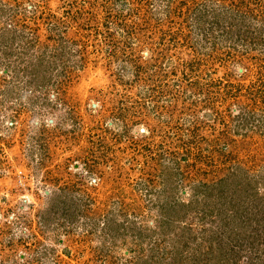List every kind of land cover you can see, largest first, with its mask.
<instances>
[{
	"label": "rangeland",
	"instance_id": "rangeland-1",
	"mask_svg": "<svg viewBox=\"0 0 264 264\" xmlns=\"http://www.w3.org/2000/svg\"><path fill=\"white\" fill-rule=\"evenodd\" d=\"M169 3L0 0V264H264V0Z\"/></svg>",
	"mask_w": 264,
	"mask_h": 264
},
{
	"label": "trees",
	"instance_id": "trees-1",
	"mask_svg": "<svg viewBox=\"0 0 264 264\" xmlns=\"http://www.w3.org/2000/svg\"><path fill=\"white\" fill-rule=\"evenodd\" d=\"M172 1H174V0H171V3L168 4V6H167L168 9H170V5L172 4ZM251 7L252 6L247 7L246 13L243 12L241 14V17L243 16V17L247 18V15H248V19L257 20V22H259L261 24V25H258L259 28L261 29V27H262V30H264V24H263L264 17H257V15H250L251 14L250 12L252 10ZM11 10H13V12L8 13L9 18H7L6 25H4V27H3L4 30L3 29L0 30V53H4L3 54L4 56H7V55L16 56L18 61H7L8 67L11 66V68H3V69H5V71H2L3 75L0 74V79L5 81L6 78H8V77L11 79V78H18L19 76H22L24 78L29 77L33 81L39 77L43 78V80L45 78H47V76H49V78H50L53 75V73L51 71L54 69V68H50V66L53 67L56 63V61H54V59H51V57L52 56L54 57V55H56L58 57L57 49H55L54 47L51 46L53 48L54 52L49 54V55H46V56H49L48 58L44 55V53H39L38 54L39 58H37L38 61H19V57H21V59H23V58H25V56H24L25 54H27L28 52L29 53L31 52L30 50L35 47V43H36L37 39L33 38L30 34L28 35L24 32L25 27L23 25H21L19 17H17V15H18L17 13L19 12L18 9L11 8L10 11ZM32 10H36V7L35 6H34V8L32 7ZM258 10H263V8L260 7V5H259ZM166 15H168V10H167ZM217 20H219V19H217ZM215 21H216V18H215ZM216 22H218V21H216ZM219 22L221 23V28H223L225 26V20L222 19L221 21L219 20ZM49 23H50L49 29H53V30L56 29L57 25H55V23H52V22H49ZM251 25H253V23H251ZM250 27L251 26L249 25V27H247V28H250ZM237 31L239 33L242 32L241 28H238ZM16 37H19V38L21 37L20 41L21 42L24 41L28 44V45L26 44V45L22 46V49H28V50H25L27 53H25L24 55L23 54L19 55V51H18V57L14 53V52L17 53V48H18V46L15 45V43H14L17 39ZM51 41L52 40H47L48 43ZM7 43H9V46H6ZM1 45H3L4 48H2ZM47 48H48V45H47ZM39 49H40V47H39ZM61 65H62L61 66L62 71L60 74H63V76L69 75V78H70L71 71H67L68 65H66L64 61ZM41 68H43V69H41ZM49 70H50V72H49ZM221 170L222 169H219V171H221ZM159 172L161 175L163 174V177L165 176V174L166 175L168 174V176L171 177V179H168V177L166 176V181H169V183H171L170 185H168V187H171L172 185H173V187L176 186L170 180H174L176 182L177 179L184 178V173H181L179 171V167L177 166V162L173 163L172 167H170V166L167 167V165H165V164L162 165V171L159 170ZM219 178H220L219 181H222L221 180L222 177H219ZM252 179H253V177H248L249 181H252ZM255 181L259 182L260 177L258 180L256 179ZM205 183H207V182L200 183V184L205 185ZM196 184H197L196 185L197 187L200 185L199 182H196ZM212 184H214V183H212ZM178 204L179 203H173V205H171V207L173 208L174 206H176ZM257 206L261 207L260 209H258V211L261 214V216H260L261 219L264 220V208H263L264 202H262L260 200L259 202H257ZM118 207H120V203H118ZM162 207H163V210H165L164 205H162ZM252 210H254V209H252ZM252 210H251V212H252ZM245 211H246L247 216H248L247 218L245 217L246 219H244L245 223H250V217L248 215L249 214L248 212H250V211H249L248 207H247V210L245 209ZM123 223H130V221L127 219ZM262 223H264V221H262ZM103 225H105V223Z\"/></svg>",
	"mask_w": 264,
	"mask_h": 264
}]
</instances>
